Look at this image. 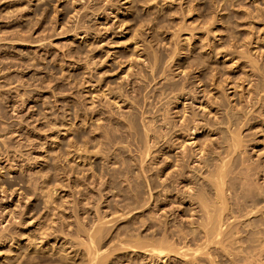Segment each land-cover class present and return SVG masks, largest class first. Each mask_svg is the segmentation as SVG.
<instances>
[{"label": "rangeland", "instance_id": "374dc122", "mask_svg": "<svg viewBox=\"0 0 264 264\" xmlns=\"http://www.w3.org/2000/svg\"><path fill=\"white\" fill-rule=\"evenodd\" d=\"M163 1L0 0V237H3L0 238V264H91L90 249L100 253L95 261L100 264H233L230 257L235 255V264L245 263L244 253L237 254L241 249L237 245L230 242L222 245L218 238L210 244L206 242L199 227L203 213L198 204L190 205L187 195L190 186L208 182L206 167L193 161L195 158L189 151L207 143L208 150L214 151L213 155H207L209 164L221 155L223 158L230 143L225 128L228 124L217 126L223 128V133L208 127L193 136L183 133L178 140L172 135V142H176V147L181 143V150L166 149L170 155L168 160V155L156 150L157 146L153 148V138L149 142L145 136L142 139L145 132L139 120L143 118L140 111L142 107L148 110L151 107L136 91L144 83V75H149L148 60L153 61L158 55L169 59L166 60L169 70L165 66V77L160 75L154 82L158 84L149 87L147 92L152 88L160 92L168 81L185 82V72L188 73L186 84L200 91L205 86L203 82L199 84L196 76L203 75L205 89L209 88L207 96L202 97L201 92L198 102L190 104L191 100H182L176 106L170 98L173 102L170 108H174L169 120L180 126L181 117L189 116L192 111L203 119L200 122L205 123V118L209 122L213 120L211 124L216 120L227 121L226 110L231 106L236 113L239 111L242 119H245L244 113L248 114L251 120L245 121L250 124L243 126L248 128H243L240 135L242 148L229 158L235 157L240 165L235 171H244L243 164L248 163L261 165L263 169L264 0ZM171 53L177 57L171 55V59ZM194 56L201 62L197 68L190 66ZM178 64L182 65L180 69ZM163 101L154 99L158 106ZM216 101L225 105L219 107ZM200 102L210 105L203 110ZM131 114L139 117L141 129L136 132L141 134L142 130L141 135L134 134V129V132L129 130L125 118ZM128 132L134 134L133 138ZM138 136H141L139 142L145 140L146 145L152 146L145 162L140 161L145 142L141 145ZM138 147H144L139 150L142 153L137 151ZM182 150L191 154L190 169H185L183 178L176 174V182L165 180L170 172L178 170L175 158ZM244 156L246 162H242ZM140 166L146 172L142 173ZM127 171L135 181L147 182L149 186L145 184V188L141 184L145 194ZM129 176L136 185L130 183ZM254 176L255 183L264 185L263 173ZM153 181L159 188L150 185ZM236 182L240 184V178ZM163 183L171 187L168 186L166 193L161 191ZM137 193L141 198L138 203L132 201ZM138 194L135 199H139ZM203 194L210 200L211 195ZM180 195H185L184 199ZM263 218L264 215L257 217ZM80 227L86 232L80 231ZM87 229L91 234L94 229L99 232L94 236L95 241L90 240ZM253 238L254 254L259 253L260 259L257 264H264L263 232ZM152 242L161 249L167 246L164 249L167 252L158 256V251H154L157 254L150 251V246L151 250L156 247ZM162 243L166 245L162 247Z\"/></svg>", "mask_w": 264, "mask_h": 264}, {"label": "bare ground", "instance_id": "6f19581e", "mask_svg": "<svg viewBox=\"0 0 264 264\" xmlns=\"http://www.w3.org/2000/svg\"><path fill=\"white\" fill-rule=\"evenodd\" d=\"M77 1H79V0H77ZM147 1V0H146ZM165 1V0H164ZM163 1V2H164ZM166 1H168V0H166ZM173 1L171 0V3H172ZM74 3V2H73ZM76 4V3H75ZM157 4V3H156ZM167 4V3H166ZM82 7V6H81ZM132 8V7H131ZM187 8V7H186ZM181 9V8H180ZM183 10V9H182ZM182 10H180V11H182ZM187 11H189V10H191V8L188 10V9H186ZM188 13V12H187ZM186 13V14H187ZM247 13H249V12H247ZM183 16V15H182ZM249 16H251V15H249ZM184 18V17H183ZM155 19V18H154ZM183 20V19H182ZM185 20V19H184ZM218 20V19H217ZM216 20V21H217ZM182 22V21H181ZM185 22V21H184ZM215 22V21H214ZM186 24V23H185ZM214 24V23H213ZM187 27V26H186ZM193 27V26H192ZM183 28H185L184 26H183ZM188 28V27H187ZM186 28V29H187ZM176 29H178V28H176ZM193 29H194V27H193ZM193 29H192V31H193ZM178 30H180V29H178ZM178 30H176V31H178ZM183 30V29H182ZM187 30H189V28L187 29ZM181 31V30H180ZM180 31H178L179 33H180ZM190 31V30H189ZM191 31V32H192ZM174 32V31H173ZM185 32H186V30H185ZM190 32V33H191ZM153 33V32H152ZM175 34V36H177L176 35V32L174 33ZM178 34V33H177ZM181 34V33H180ZM193 34V33H192ZM192 36V35H191ZM178 37V36H177ZM176 37V38H177ZM193 37V36H192ZM190 38V37H189ZM185 39V38H184ZM191 39V38H190ZM205 39V38H204ZM176 40V39H175ZM186 40H188V38L186 39ZM232 40V39H231ZM152 42V41H151ZM175 42V41H174ZM187 42V41H186ZM189 42V41H188ZM184 44V43H183ZM183 44H182V46H183ZM206 44V43H205ZM181 45V44H180ZM176 46V45H175ZM207 46V45H206ZM191 47V46H190ZM173 48V47H172ZM171 48V49H172ZM195 48V47H194ZM210 48V47H209ZM221 48V47H220ZM170 49V50H171ZM177 49V48H176ZM214 49V48H213ZM158 50V49H157ZM175 50V49H174ZM173 49H172V51H173V53L174 54H176L177 55V52H176V50L174 51ZM155 51V50H154ZM179 52V51H178ZM152 53H154V52H152ZM156 53V52H155ZM173 53H171L170 54V58L171 59H173L174 57H173ZM182 53V52H181ZM159 53H156V55H158ZM173 54V55H172ZM179 54V53H178ZM171 55H172V57H171ZM154 56V55H153ZM167 56V55H166ZM169 56V55H168ZM177 57V56H176ZM146 59H148V58H146ZM151 59V58H150ZM168 58H165V56H154L153 57V61H150L149 62V60H148V67H149V69H150V72H149V75H144V77H143V79H144V83L140 86V87H138L137 86V95H138V97H140V96H142L143 97V99L144 100H146L147 101V103H148V105H150V109L148 110L147 108H146V106L145 107H142V109H141V107H140V109H141V113H142V115H141V117H143L142 119H139V117L137 118V115H132V116H128L129 118H125L126 120H127V125H128V127H129V130H130V128H131V131H133V129H134V131H135V133L134 134H136L137 132H138V128H139V131H140V125H139V120H141V122H142V124H143V128H142V130L145 132L144 133V135H141L142 134V130H141V134L140 133H137V135L138 134H140L141 136H143V138L142 139H144V136H145V140L147 141V142H149L150 141V139L151 138H153V148L155 147V146H157L158 147V149L156 148V150L157 151H160L161 152V154L162 155H168V157H166V158H168V160H169V157H170V155H169V153L167 154L166 153V149H169V152H172V151H174L175 149H177V148H180L181 147V143H180V145H178L177 147H176V145H175V143L174 142H172L173 140L171 139L173 136L172 135H174V137H177L176 139L178 140L179 138H181V137H183V136H181V135H184L183 133H185V134H188V135H194L196 132H198L200 129H204V130H206L208 127H212V129H214V130H216V131H219L220 133H223V128L222 129H220V127H217V126H220L221 124H228L227 126L228 127H225V128H227V140H228V138H229V141H230V143H229V145H228V150H227V155H225L223 158H221V154H219V155H221V156H219L220 157V159H212V160H215V162L214 161H212V163H208V158H207V155L209 156L210 154H212L213 155V153H214V151H209L208 150V147L210 146V144H207L206 143V145H209L208 147H206V145H204L203 147H201L200 149H198V147H197V149L195 150V149H192V151H189V152H191V154H192V156L195 158V160H193V161H195V162H197L198 164H199V166L200 167H206V169H207V171H206V173L208 172V174L206 175L207 177V179L206 180H208V182H202V184L200 183L199 185H198V187H193V186H190L189 187V193H187V195H188V197H189V199H188V202H190V205H193V204H198V206H199V211H201L203 214L200 216V217H202L201 218V220H200V222H199V227H201V229H202V231H200V232H203L205 235L204 236H206V242H208L209 244H210V242H214L215 241V239L216 238H218V242L220 243V244H224L225 242H227V243H225L224 245H226V244H228L229 242H230V244H232V245H237L238 246V248H241L238 252H237V254H240V253H244V255L242 256L243 257V259H242V261L244 262L245 261V263L244 264H257V261L258 260H260L259 258H258V254L256 255V254H254L255 253V248L253 249V245H252V243H254L253 241L255 240L254 238H253V236L255 235V234H259V233H261V232H263V235H264V218L263 219H257V217H258V215H264V204L263 205H261L263 202H264V185H260V182H258L259 184H257V183H255V182H257V181H255V179L254 178H256L254 175H260V173H261V175H262V173L264 174V167H263V169H261V165L259 166L258 164H257V166L256 165H254L253 163H251L250 165H249V163H248V165H245V164H243V166H246L245 167V169H244V171H241V170H243V169H241V170H238V171H235L236 169H238V168H240V167H238V166H240L239 165V163H238V161L235 159V157H233V156H231L230 158H229V156L231 155V154H234L238 149H240V148H242L241 147V137H240V135H241V130L244 128V129H247L248 128V126H247V128L246 127H243V126H246V124L251 120V116L249 117H247V115L248 114H246V113H244V118L245 119H242V117H240L239 115H238V113H239V111L236 113L235 111H234V107L232 108V106H231V108H230V105H229V107L228 108H230V109H228V110H226L227 112H226V114H227V121H224V120H220V121H218V120H216V121H214V123L213 124H211V122L213 121H210L209 122V118H208V121H206V118H205V123L204 124H202V125H200L202 122H200V119H202V118H198L197 117V113L196 114H194V112H190V114H189V116H186V115H183L184 117H181V120H182V118H183V120H182V122L180 123V126H178L175 122H174V120H173V122H171L170 120H169V114H171L170 113V111L174 108H170V105H171V103L173 104V102H175V106L178 104V102L179 101H187V100H191V102L190 101H188V102H190V104H194V102H198V99L200 98V96H199V94L201 93V92H203V96L202 97H206L207 96V94H208V91H209V88H207L208 89V91H207V89H205L206 88V84H205V81H204V79H203V75H200L199 77L198 76H196L197 77V79H199L198 81H199V84H201L202 82L204 83L203 84V86H205V88L204 89H201L200 91H198L199 90V88H194V87H192L191 86V88L186 84V80H187V78H186V76H188V73L187 72H185L184 73V69L183 70H181V73H184V75H183V80L185 81V82H181V81H178V82H173V83H169V81L166 83V84H163L162 85V87L160 88V92H158L157 90H155V88L153 89H151V90H149V92H147L148 91V89H150L149 87H154L156 84H158V82L157 83H154V82H156V80L157 79H159V77H160V75H164V77H165V75L166 74H163L164 73V71H165V66H166V70L168 69V65H169V63H167V62H169V61H166ZM131 60V59H130ZM169 60V59H168ZM251 60V59H250ZM170 61H173V60H170ZM204 61V60H203ZM144 62V61H143ZM253 62V61H252ZM167 64V65H166ZM199 64H201V62L199 61V59H198V57L197 56H194L193 57V61H192V64H190V66H194V67H198L199 66ZM253 64V63H252ZM251 64V65H252ZM254 64H255V62H254ZM253 64V65H254ZM130 65H132V64H130ZM179 65V64H178ZM204 65V64H203ZM146 66H147V64H146ZM181 66L182 65H179L177 68L178 69H180L181 68ZM206 66V68H207V70H208V67H207V65H204L203 67H205ZM130 67H132V66H130ZM139 68H141V67H139ZM191 68H193V67H191ZM206 68H204V69H206ZM261 69V68H260ZM128 70V69H127ZM140 70V69H139ZM169 70V69H168ZM167 70V71H168ZM187 70V69H186ZM203 70V69H202ZM250 70V69H249ZM189 71V70H188ZM197 71V70H196ZM128 72V71H127ZM132 72V71H131ZM142 72V71H141ZM194 72V71H193ZM192 72V73H193ZM205 73V72H204ZM130 74V73H129ZM132 74V73H131ZM247 74V73H246ZM252 74V73H251ZM142 76H143V74H141ZM168 76H169V74H167ZM127 76V75H126ZM130 76V75H129ZM167 76V77H168ZM215 76V75H214ZM244 76V75H243ZM141 77V76H140ZM195 78V77H194ZM170 79V78H169ZM231 79V78H230ZM196 80V79H195ZM212 80H213V78H212ZM171 81V80H170ZM241 81V80H240ZM136 83V82H135ZM189 83V82H188ZM195 83V82H194ZM198 84V85H199ZM222 84V83H221ZM241 84V83H240ZM194 85V84H193ZM212 85V84H211ZM214 85V84H213ZM202 86V85H201ZM238 86V85H237ZM160 87V86H159ZM188 87H189V89H188ZM236 87V86H235ZM124 88V87H123ZM230 88H233V86H231ZM158 89V88H157ZM211 89V88H210ZM214 89V88H213ZM225 89V88H224ZM227 89V88H226ZM264 89V88H263ZM257 90H260V89H257ZM120 91V90H119ZM222 91V90H221ZM255 91V90H254ZM147 92V93H146ZM211 92V91H210ZM224 92H226L225 90H224ZM126 93V92H125ZM152 93V95H150ZM250 93H251V91H250ZM249 93V94H250ZM128 94V93H127ZM126 94V95H127ZM226 94V93H225ZM254 94V93H253ZM258 94V96H259V93H257ZM130 95V94H129ZM140 95V96H139ZM172 97H171V96ZM213 95V94H212ZM136 96V95H135ZM247 96V95H246ZM126 97V96H125ZM133 97V96H132ZM222 97V96H221ZM221 97H219V98H221ZM242 97V96H241ZM129 98H131V97H129ZM134 98V97H133ZM132 98V99H133ZM151 98H153L152 100H151ZM160 99L161 101H165V99H167L165 102L163 101V102H161L162 103V105H157V103H159L158 101H157V103L155 104L154 103V99H156V100H158V99ZM170 98H173L174 100H173V102H172V100L170 99ZM223 98V97H222ZM233 98V97H232ZM255 99H256V97H254ZM126 99V98H125ZM135 99V98H134ZM137 99V98H136ZM212 101H213V99L212 98H210ZM209 99V100H210ZM226 99V98H225ZM230 99V98H229ZM229 99H228V103L230 104V102H229ZM234 99V98H233ZM216 100V99H215ZM258 100H259V98H258ZM113 101V100H112ZM137 101V100H136ZM146 101H143V102H146ZM211 101V102H212ZM247 101H249V100H247ZM117 102V101H116ZM131 102H133V101H131ZM207 102V101H206ZM250 102V101H249ZM118 103V102H117ZM116 103V104H117ZM160 103V104H161ZM205 102H200V106H202L203 107V110L204 109H207V106L208 105H210V104H212V103H210V101L208 102V103H210V104H208V105H205L204 104ZM214 103V102H213ZM216 103V105L217 106H219V107H221V106H224L223 105V103L222 102H215ZM214 103V104H215ZM134 104V103H133ZM145 104V103H144ZM186 104V103H185ZM195 105H196V103H195ZM198 105V106H199ZM213 105V104H212ZM246 105V104H245ZM253 105V104H252ZM131 106H133V105H131ZM247 106V105H246ZM251 106V105H250ZM263 106V105H262ZM148 107V106H147ZM213 107H214V105H213ZM212 107V108H213ZM241 107V106H240ZM239 107V108H240ZM243 107H245V106H243ZM195 108H196V106H195ZM247 108H248V106H247ZM246 108V109H247ZM252 108V107H251ZM211 109V108H210ZM220 109V108H219ZM225 109V108H224ZM242 109H244V108H242ZM245 109V110H246ZM217 110V109H216ZM178 111V110H177ZM183 111V110H182ZM186 108H184V114L186 113ZM194 111H195V109H194ZM208 110H206V112H207ZM237 111V110H236ZM253 111V110H252ZM251 111V112H252ZM135 112V111H134ZM176 112V111H175ZM179 112V111H178ZM177 112V113H178ZM196 112V111H195ZM210 112V111H209ZM216 112V111H215ZM242 112H244V111H242ZM246 112V111H245ZM248 112V111H247ZM251 112H250V115H251ZM258 112V111H257ZM138 113V112H137ZM173 113H174V110H173ZM202 113H204V112H202ZM249 113V112H248ZM146 114H148V115H150L151 117L150 118H145V116L144 115H146ZM172 115V114H171ZM179 115V114H178ZM188 115V114H187ZM203 115V114H202ZM213 115H214V113H213ZM173 116V115H172ZM200 116V115H199ZM220 116V115H219ZM148 117V116H147ZM252 117L254 118V116L252 115ZM180 118V117H179ZM203 118H204V116H203ZM213 118V117H212ZM221 118V117H220ZM259 118V117H258ZM257 118V119H258ZM139 119V120H138ZM147 119V120H146ZM150 121H149V120ZM210 119H211V117H210ZM218 119V118H217ZM223 119V118H222ZM242 119V120H241ZM180 120V121H181ZM203 120V119H202ZM245 120H249L248 122L247 121H245ZM254 120V119H253ZM143 121H144V123H143ZM176 121V120H175ZM124 122H125V120H124ZM140 122V123H141ZM242 124V125H241ZM249 124H250V122H249ZM248 124V125H249ZM258 124V123H257ZM157 125V126H156ZM252 125V124H251ZM155 126V127H154ZM222 126H224V125H222ZM226 126V125H225ZM250 126V125H249ZM154 127V128H153ZM177 127H178V129H177ZM234 127V128H233ZM206 128V129H205ZM251 128V127H250ZM255 128V127H254ZM209 129V128H208ZM207 129V130H208ZM213 130V131H214ZM251 130V129H250ZM133 131V132H134ZM137 131V132H136ZM246 131V130H245ZM106 132V131H105ZM177 132H180L179 134H177ZM129 134H128V136H130V137H132L133 138V135L134 134H132V133H130V132H128ZM263 133V132H262ZM130 134H132V136L130 135ZM247 134V133H246ZM252 134V133H251ZM136 135V136H137ZM221 135V134H220ZM224 135H225V132H224ZM248 135V134H247ZM246 135V136H247ZM254 135V134H253ZM141 136L139 137L138 136V139H137V137H136V139L138 140V142H139V140H141L140 138H141ZM244 136V135H243ZM260 136V135H259ZM185 137V136H184ZM187 137H189V136H187ZM219 137V136H218ZM223 137L224 136H222V139H223ZM226 137V136H225ZM248 137V136H247ZM251 137V136H250ZM127 138V137H126ZM131 138V139H132ZM190 138V137H189ZM246 138V137H245ZM113 139V138H112ZM129 138H127V140H128ZM130 139V140H131ZM221 139V140H222ZM246 139H248V138H246ZM245 139V140H246ZM255 139V138H254ZM111 140V139H110ZM145 140H144V142H145ZM216 140H218L219 141V139H217L216 138ZM215 140V141H216ZM242 140H244V137L242 138ZM126 141V140H125ZM175 141V140H174ZM210 141V140H209ZM208 141V142H209ZM212 141V140H211ZM210 141V142H211ZM138 142L136 143V144H138ZM142 142H143V140H142ZM142 142H139V143H141V145L144 143H142ZM178 142H180V141H178ZM195 142V141H194ZM212 142H214V141H212ZM217 142V141H216ZM260 142V141H259ZM258 142V143H259ZM119 143V142H118ZM123 143V142H122ZM127 143V142H126ZM191 143H193V142H191ZM205 143V142H204ZM255 143V142H254ZM256 143H257V141H256ZM134 144H135V141H134ZM133 144V145H134ZM135 144V145H136ZM168 144V145H167ZM179 144V143H178ZM213 144V143H212ZM215 144V143H214ZM218 144V143H217ZM227 144V143H226ZM116 145V144H115ZM131 145V144H130ZM140 144H138V146H139ZM164 145H166V146H164ZM189 145H191V144H189ZM197 145V144H196ZM244 145V144H243ZM129 146V145H128ZM145 148H144V150L142 151V149H140L139 147V149L137 150V151H139V150H141L142 152H143V157L142 156H140V158H142V160H140L141 162H145V160H146V157H148V155H150L151 154V150H152V146L151 145H149V144H147L146 145V142H145ZM174 146H175V148H174ZM217 146H219V144L217 145ZM223 146V145H222ZM224 146H227V145H224ZM135 147V146H134ZM136 147H137V145H136ZM135 147V148H136ZM142 147V146H141ZM183 147V146H182ZM213 147H214V145H213ZM131 148V147H130ZM218 148V147H217ZM221 148V147H220ZM224 148V147H223ZM113 149V148H112ZM137 149V148H136ZM185 149V148H184ZM188 149V148H187ZM155 150V151H156ZM180 150H181V148H180ZM210 150H212V149H210ZM219 150V149H218ZM222 150V149H221ZM221 150L219 151V152H221ZM246 150V149H245ZM120 151V150H119ZM141 151H139V152H141ZM154 151V152H155ZM168 151V150H167ZM141 152V153H142ZM160 152H158V153H160ZM185 152H188V150L187 151H185V150H182V154L181 155H177L176 156V162H175V164H176V167H177V169L178 170H176V173L174 172V173H172V174H168V172L166 173V174H168L167 175V178H165V180H168V181H170V182H176L177 180H176V178H174L175 176H176V174L177 175H180V177L181 178H183V175H184V173H185V169L187 168H189L188 166V164H189V161H190V155H188L187 153H185ZM144 153H146V155H145V157H144ZM247 154V153H246ZM153 155V154H152ZM211 155V156H212ZM218 156L216 157V158H218ZM247 156V155H246ZM246 156H244V158H242V162L244 161V162H246L244 159H245V157ZM155 157V156H154ZM193 157H191V158H193ZM213 157V156H212ZM228 157V159H226ZM238 157V156H237ZM241 157V156H240ZM115 158V157H114ZM139 158V159H140ZM214 158V157H213ZM136 159V158H135ZM240 159V158H239ZM238 159V160H239ZM248 159H250V158H248ZM247 159V160H248ZM122 160V159H121ZM151 160V159H150ZM154 160V159H153ZM167 160V159H166ZM165 160V161H166ZM210 160V159H209ZM253 160V159H252ZM124 161H126V159L124 158ZM148 161V160H147ZM121 162H123V161H121ZM127 162V161H126ZM140 162V163H141ZM168 162V161H167ZM192 162V161H191ZM214 162V163H213ZM248 162V161H247ZM251 162V161H250ZM254 162V161H253ZM136 163V162H135ZM170 163V162H169ZM255 163V162H254ZM121 164H126L127 165V163H121ZM157 164V163H156ZM252 164H253V166H252ZM126 165H124L125 167H126ZM191 165V164H190ZM123 166V167H124ZM129 166V165H128ZM127 166V167H128ZM142 166V165H141ZM140 166V167H141ZM146 166V165H145ZM175 166V165H174ZM242 166V167H243ZM143 167V166H142ZM140 168L141 170L140 171H142V173H143V170L146 172V169L145 168ZM163 167V166H162ZM196 167V166H195ZM211 167H213V168H211ZM128 168H130V166L128 167ZM128 168H126V169H128ZM167 168V167H166ZM165 168V170H167ZM126 169H125V173H126ZM190 169V168H189ZM188 169V170H189ZM193 169V168H192ZM199 169V168H198ZM123 170H124V168H123ZM121 171V170H120ZM131 171V170H130ZM159 171V170H158ZM162 171V170H161ZM160 171V172H161ZM175 171V170H174ZM129 171H127V174L128 175H130L131 173H128ZM159 172V173H160ZM162 172H164V170L162 171ZM119 173V172H118ZM123 173V172H122ZM141 172H140V174H142ZM192 173H194V172H192ZM126 174V176L125 175H123V176H125V177H127L128 175ZM175 174V175H174ZM200 174V173H199ZM122 175V174H121ZM144 175V174H143ZM205 175V174H204ZM131 176V175H130ZM130 176H129V178H130ZM165 176V175H164ZM200 176V175H199ZM253 176H254V178H253ZM144 177V176H143ZM237 177L238 178H240V184H238L237 182H236V179H237ZM262 177V176H261ZM260 177V178H261ZM117 178H118V176H117ZM131 178H132V176H131ZM131 178L130 179H128L129 181L131 180ZM150 178V177H149ZM177 178H178V176H177ZM192 178V177H191ZM126 179V178H125ZM133 180H134V178H132ZM138 179V178H137ZM145 179V178H144ZM159 179V178H158ZM180 179V178H179ZM258 179H259V176H258ZM127 180V181H128ZM136 180V179H135ZM134 180V181H135ZM140 180V179H139ZM147 180H148V178H147ZM146 180V181H147ZM151 180H153V179H151L150 178V181ZM164 180V179H163ZM162 180V181H163ZM180 180H182V179H180ZM141 181V183L139 182V181H135V183L136 182H138L139 184H138V186H141V184L144 182H142V180H140ZM149 181V180H148ZM161 181V182H162ZM167 181V182H168ZM184 181V180H183ZM186 181V180H185ZM195 181V180H194ZM255 181V182H254ZM264 181V180H263ZM133 181L131 180V182L130 183H132ZM161 182H158V183H161ZM166 182V181H165ZM169 182V183H170ZM134 182H133V185H136ZM151 183V182H150ZM153 183H154V181H153ZM157 183V182H156ZM129 184V183H128ZM145 184H147V182H145ZM145 184H142V186L144 187L145 186ZM164 184V183H163ZM194 184V183H193ZM109 185V184H108ZM130 185V184H129ZM132 184H131V186H133ZM148 185V184H147ZM151 186H154L155 185V183L154 184H150ZM157 185V186H156ZM155 185V187H156V189H157V187L159 188V186H158V184H156ZM159 185H162V183L161 184H159ZM187 185H189L188 183H187ZM142 186H141V188H142ZM149 186V185H148ZM150 186V187H151ZM169 185H163L162 186V192H164V193H166V192H168V189H170L169 187H168ZM112 187V186H111ZM146 187V186H145ZM144 187V188H145ZM154 187V188H155ZM188 187V186H187ZM140 188V187H139ZM144 188H142V191H143V194H145V192H144ZM149 188V187H148ZM147 188V189H148ZM152 188L153 187H151V191H153L152 190ZM174 188V187H173ZM176 189V188H175ZM178 189V188H177ZM211 189H213V191H214V193L212 192V194L214 195V196H212L211 195ZM141 190V189H140ZM171 190H173V189H171ZM171 190H170V192H171ZM200 190V191H199ZM202 190H205L206 192H207V194L208 193H210V194H208V197L210 196V200H208V198L206 199V196L204 197L203 195V193H205L206 194V192L205 191H202ZM149 191V190H148ZM166 191V192H165ZM178 191V190H177ZM229 191H230V194H229ZM141 191H139V193H140ZM192 192V193H191ZM51 193V192H50ZM142 193V192H141ZM149 193H151L152 194V192H149ZM138 194V193H137ZM136 194V195H137ZM157 195H158V193H156ZM163 194V193H162ZM181 194V193H180ZM184 194V193H183ZM186 194V193H185ZM136 195H134V199L132 200V201H134V202H136V203H138L139 202V200H141V198L139 197V195L140 194H138V196L137 197H139V199L138 198H136L135 199V196ZM142 195V194H141ZM164 195V194H163ZM50 196H52V195H50ZM153 196V195H152ZM165 196V195H164ZM181 196V195H180ZM142 197V196H141ZM184 197H185V195L182 197L181 196V198H183L184 199ZM212 197H213V200H211L212 199ZM53 198V197H52ZM143 198V197H142ZM186 199V198H185ZM138 200V201H137ZM164 200V199H163ZM230 200H232V201H230ZM51 201V200H50ZM159 201V200H158ZM184 203V202H183ZM56 205V204H55ZM58 208V207H57ZM56 209V208H55ZM130 210V209H129ZM192 210V209H191ZM192 215V214H191ZM17 218V217H16ZM78 218V217H77ZM230 219H233L231 222H230ZM101 219H99V221H100ZM98 221V220H97ZM196 221V220H195ZM193 222V221H192ZM230 222V223H229ZM247 222V224H245ZM79 223V222H78ZM100 223V222H99ZM194 223V222H193ZM241 223V224H240ZM97 224H98V222H97ZM105 224V223H104ZM237 224H240V225H237ZM81 225V224H80ZM99 225V224H98ZM198 225V224H197ZM244 225H246V227L247 228H245L244 227ZM83 226V225H82ZM103 227V226H102ZM54 228V227H53ZM96 228H97V225H96ZM100 229H101V227H99ZM80 229V231L83 229H81V227L79 228ZM79 229H77L78 231H79ZM196 229V228H195ZM57 230V229H56ZM84 230V229H83ZM95 230V232H94V234L92 233L91 234V231H90V240H93V238H94V236H98V231H96V229H94ZM99 230V229H98ZM194 230V229H193ZM80 231H79V233H80ZM85 231V230H84ZM87 231H88V229H87ZM88 231V232H89ZM101 231V230H100ZM103 231V230H102ZM102 231H101V233H102ZM166 231V230H165ZM195 231V230H194ZM86 232V231H85ZM98 232V233H97ZM181 232V231H180ZM170 233V232H169ZM172 233H174V232H172ZM81 234V233H80ZM87 234V236H89ZM97 234V235H96ZM244 234H246V235H244ZM13 235V234H12ZM168 235V234H167ZM173 235V234H172ZM93 236V237H92ZM100 236V235H99ZM177 236H179L178 234H177ZM180 236H182V234L180 233ZM187 236V235H186ZM259 236V235H258ZM16 237H17V235H16ZM164 237V236H163ZM0 238H3V237H0ZM101 238V237H100ZM182 238H183V236H182ZM186 238V237H185ZM220 238V239H219ZM255 238H256V236H255ZM178 239V238H177ZM87 240V239H86ZM85 240V241H86ZM88 240H89V238H88ZM87 240V241H88ZM157 240V239H156ZM161 240H164V239H161ZM160 240V241H161ZM256 240H257V238H256ZM94 241H95V238H94ZM101 241V240H100ZM165 241V240H164ZM163 242V241H162ZM169 242V241H168ZM183 242V241H182ZM256 242V241H255ZM261 242V241H260ZM94 242L92 241V242H90V244L92 245ZM96 243V242H95ZM100 243V242H99ZM129 243V242H128ZM141 243V242H140ZM152 243H154V245H155V243L156 242H152ZM152 243H151V245H152ZM171 243V242H170ZM184 243V242H183ZM246 243V246L244 245ZM89 244V245H90ZM138 244V243H137ZM162 244H164V245H162V247L163 246H165L166 244L165 243H162ZM213 244V243H212ZM98 246H99V244H97ZM141 246H142V244H140ZM159 245H160V243H159ZM200 245H202V244H200ZM207 245V244H206ZM205 245V246H206ZM219 245V244H218ZM259 245V244H258ZM84 246H86V245H84ZM141 246H139V248L141 247ZM161 246V245H160ZM172 246V245H171ZM221 246V245H220ZM88 247V246H87ZM91 247H93V248H95V246H90L89 248H91ZM149 247V246H148ZM169 247V246H168ZM173 247V246H172ZM254 247H256L255 246V244H254ZM92 248V249H93ZM166 248H167V246H166ZM166 248H164V249H166ZM261 250H263V248H264V244H262L261 243ZM96 249H97V247H96ZM164 249H161V248H159V247H157V243H156V247L154 246V248H152V250H151V246H150V248H149V250L150 251H158L157 253H158V256L159 255H162V253L163 252H165L164 251ZM171 249V250H170ZM200 249H202V248H200ZM206 249V248H205ZM88 250V249H87ZM98 250V249H97ZM168 250V249H167ZM199 250V249H198ZM255 250V251H254ZM257 250H259V249H257ZM261 250H259V251H261ZM103 251V250H102ZM101 251V252H102ZM169 251H172V248L170 247L169 248ZM173 251H176L175 249L173 250ZM182 251V250H181ZM88 252H89V250H88ZM156 252H154V253H156ZM167 252V251H166ZM165 252V253H166ZM183 252H185V251H183ZM226 252V251H225ZM156 253V254H157ZM208 253V252H207ZM25 254H27V253H25ZM30 254V253H29ZM59 256H60V253H57ZM66 254V253H65ZM90 254H91V259H89V260H91L92 261V263L91 264H93V263H95V261H96V259L98 258L97 256H98V254H100L98 251H95L94 250V252L92 251L91 252V249H90ZM179 254H180V252H179ZM182 254V253H181ZM184 254H187V252L186 253H184ZM183 254V255H184ZM203 254V253H202ZM263 254V253H262ZM24 255V254H23ZM67 255V254H66ZM165 255V254H164ZM201 255V254H200ZM261 255V254H260ZM19 256H21L19 253H18V257ZM54 256V255H53ZM61 256H62V253H61ZM189 256V255H188ZM262 256V255H261ZM57 257V256H56ZM63 257H65V256H63ZM89 257V258H90ZM104 258H105V256H103ZM165 257V256H164ZM225 257V256H224ZM230 257V256H229ZM241 257V258H242ZM20 258H22V257H20ZM26 258V257H25ZM70 258V257H69ZM240 258V259H241ZM61 259V258H60ZM65 259H66V257H65ZM103 259V258H102ZM217 259V258H216ZM230 261H232L233 262V264H235L234 262L236 261V259H237V255H235V256H233V257H230ZM16 260V259H15ZM22 260V259H21ZM57 260V259H56ZM71 260H72V258H71ZM229 260V259H228ZM239 260V259H238ZM14 261V260H13ZM62 261V260H61ZM60 261V262H61ZM66 261V260H65ZM68 261V260H67ZM90 261V262H91ZM99 261H97L95 264H100V263H98ZM105 262V261H104ZM70 263V262H69ZM72 264H73V262H71ZM10 264H12V263H10ZM64 264H67L66 262L64 263ZM243 264V263H242ZM259 264V263H258Z\"/></svg>", "mask_w": 264, "mask_h": 264}]
</instances>
